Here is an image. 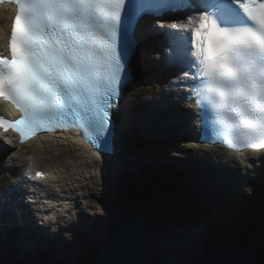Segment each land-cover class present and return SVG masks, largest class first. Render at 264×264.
<instances>
[{
    "label": "snow or ice",
    "instance_id": "6c2138e0",
    "mask_svg": "<svg viewBox=\"0 0 264 264\" xmlns=\"http://www.w3.org/2000/svg\"><path fill=\"white\" fill-rule=\"evenodd\" d=\"M11 56L0 55V116L21 143L40 131L82 130L107 152L114 101L127 90L143 12L192 13L169 29L168 61L192 84L202 124L230 148L264 150V0H14Z\"/></svg>",
    "mask_w": 264,
    "mask_h": 264
},
{
    "label": "bare ground",
    "instance_id": "6f19581e",
    "mask_svg": "<svg viewBox=\"0 0 264 264\" xmlns=\"http://www.w3.org/2000/svg\"><path fill=\"white\" fill-rule=\"evenodd\" d=\"M192 15V13L190 14ZM6 11L4 9H0V35L3 33V31L7 28V20H6ZM184 23H187V17L186 21ZM155 25V24H154ZM152 25L151 28L154 27ZM162 25H170V21L168 19L162 21ZM150 28V29H151ZM142 30V26L140 27V32ZM169 29L165 28L163 30L159 28L154 29L152 31L151 35L156 37H165L164 44L170 45V40L168 38ZM148 33V32H147ZM146 41L148 44L153 46L154 48L158 49L161 48L162 45L159 44V42L156 43V45H153L148 39L146 38ZM144 48V46L141 47V50ZM140 50V51H141ZM171 51V49H170ZM163 49L161 50V54L167 55V59L162 61V65L159 64L157 60H154L151 62V68H158L160 66V72L166 73L169 78H167V81L170 83L177 80V77L182 75L181 68L172 66L168 61V53L170 52ZM135 66L136 73L138 75V78L136 82L134 83V86L137 84L136 87L133 88L130 87L126 90V94L129 93V96H132L134 100H137L136 108H132V111L128 107V109L124 113L118 112L117 116L121 122L124 120L127 123V127L125 125L121 126L120 130H123L124 132L127 129H131L135 131L136 133H140L141 128L142 129H148V127H145L141 124V122L146 119L148 121L151 120V125L157 126L159 129V132L156 129H152V135H159V137L162 136V138L167 139L168 137L172 138H179L176 139V144L174 146V155H177V157H173L170 155L162 156V151L159 150L156 154V157L153 158V163L157 162H163L167 163L168 165H171L175 167L177 170H181V168H186L188 165L196 170L190 172V182L194 181L193 183L199 184L202 176L200 173L203 172L208 173L212 171V167H209L208 172L207 171H200V167L197 165H194L195 167H192L189 162L188 164L183 165L181 164V160H185L186 158L183 156H189L188 153L192 152V154L197 158L195 162H204L208 166H214L217 168H220L225 172V175L227 178H229V175H231V178L233 181V184L238 188V190L241 188V181L239 180H250L252 183L256 182V179H259V177L264 173V167H262L260 162L261 155H255L253 157L255 163L253 160L245 157H237L233 154H225L219 149H196L192 146H188L184 143L186 141H192V138H194L196 135L194 134V126H193V116L192 111L189 107L188 103H184L181 105L178 103H171L170 106H168L169 109H166L163 107L161 98L162 92H163V86L161 82L156 84L155 87H146L143 86L142 83V72L143 70H146V68H142V63L139 60V56L135 59V62L133 64ZM150 73V72H149ZM147 75V74H146ZM182 83V81H179ZM174 83L173 85L169 86V89H172V91L180 92L182 87H178ZM132 83V81L130 82ZM140 86V87H139ZM138 88V89H136ZM136 89V90H134ZM134 90V91H133ZM167 90H165L166 92ZM171 93V92H170ZM170 93H166L164 95H169ZM141 95H155L157 98L155 99H149L148 102V108L150 109V113L147 116H143L142 110H143V104L145 102L144 99H139ZM169 100H172L169 98ZM153 107H155V111H153ZM138 114V116L136 115ZM195 116V115H194ZM158 132V133H157ZM118 154L123 155L124 151L127 150V143L125 139L122 137V133L120 132V135H118ZM76 138L73 135H60L59 137L53 138V139H38L31 142L24 143L23 149H16V145L12 144L13 142H8V144H3L2 140L0 139V158L4 157L6 160L9 159L10 162H6V167L9 172H19V170L23 167L25 164H29L30 160H33L32 165L35 166L37 169H40L39 167L47 168L44 171L48 174L56 173L54 175V184L56 186H59L63 188V191L65 192V195L62 196V199H69L70 204L65 205L64 202L58 207L62 208L63 211H66L67 213L70 212V210L73 209V205L77 206L79 199L82 197L87 196V194L90 197H93L95 199H99V197L102 194V190L105 187L106 190H110L112 188L111 184H106L107 177L110 176L113 169H109L107 172L102 171L100 168L102 163L105 164V158L102 159L101 157H94L91 158V152L89 149H83L80 148L79 144L78 147L76 145ZM12 144V145H11ZM166 143H164L163 150L166 148ZM11 148H15L16 150H11ZM10 151V153H9ZM167 151V150H164ZM186 153V154H185ZM185 154V155H184ZM26 155H30L28 160H25ZM48 158V161H44V158ZM196 159V158H194ZM200 159V160H199ZM206 159V160H205ZM180 161V162H179ZM20 162V163H19ZM182 165V166H181ZM107 166V165H106ZM197 166V167H196ZM147 167V166H146ZM159 167H156V169ZM3 169V164H0V170ZM108 167L106 168V170ZM200 169V170H199ZM152 172H154L151 169ZM155 173V172H154ZM228 174V175H227ZM245 174H248L246 177H242ZM151 176V175H150ZM153 177V176H151ZM158 178L153 177V179H156L157 182L165 183V179L169 180L172 179L173 181H179L178 173H176L173 177H168L166 175H157ZM0 181L3 183H0V190L6 187L8 183L5 181V177L3 173H0ZM238 180H237V179ZM255 180V181H254ZM187 181L184 180V184H189ZM196 187V185H195ZM80 189H85V194L78 192ZM188 189H192L191 185H188ZM242 189V188H241ZM237 190V191H238ZM241 191V190H240ZM241 192H244L242 189ZM50 194L53 197H58V193L50 190ZM84 194V195H83ZM13 196V195H11ZM109 195H104V197ZM99 199V200H105V199ZM166 200H170L169 196H165ZM9 201V200H8ZM13 204H16V201H10ZM81 203V202H80ZM79 203L80 210L77 211L76 218L70 217V225H77L81 227V229H84V223L92 224L94 222V219H103L106 218V215L102 214L98 215L96 217L89 218L85 216L84 210L88 209V207H97V204L93 203V200H88L81 204ZM40 206L39 208H41ZM27 211V207H24ZM100 208V207H99ZM59 209V208H57ZM56 208H51L46 211H51L52 213H55ZM24 211V209H23ZM19 210L15 211V214H17ZM103 212V210H102ZM64 214L57 215L58 218L62 219L64 218ZM26 222H29L26 219ZM58 223L63 224L62 220H52L51 224ZM116 227L118 228V224H116ZM14 229H10L7 231V228H1L0 229V236H3L5 238H11V240L8 241V244L15 245L18 242H26L25 237H23L19 232L16 233ZM41 231L43 228L40 229ZM26 231L29 232V229L26 228ZM148 233L144 236L147 237L151 235L152 231L147 230ZM14 233V234H13ZM31 233H36L34 229L31 230ZM13 234L14 237L11 236ZM35 235V234H34ZM71 239H73L71 236H69ZM145 239V240H146ZM40 242V241H38ZM180 243V241H178ZM260 247H254L253 252L255 253V256L257 258H260L262 263L264 264V252H262ZM184 247H182V250ZM4 250V243L0 240V251ZM169 250L164 249L161 253V257L165 255ZM170 251V250H169ZM214 258V257H213ZM261 263V264H262Z\"/></svg>",
    "mask_w": 264,
    "mask_h": 264
},
{
    "label": "rangeland",
    "instance_id": "374dc122",
    "mask_svg": "<svg viewBox=\"0 0 264 264\" xmlns=\"http://www.w3.org/2000/svg\"><path fill=\"white\" fill-rule=\"evenodd\" d=\"M157 137V135H155V138ZM157 139V138H156ZM169 147H171V149L173 150L174 148L172 147V145L169 143L167 144ZM151 151L152 150V144L149 142L148 145H145L144 149H147V157L149 158L148 154H149V150ZM163 156L164 155H167L166 152H163L162 154ZM146 156L143 157L142 159H140V161H138L137 163L136 162H131V163H127L128 167L130 168L131 171H133L134 173H137L138 171L140 172L141 171V168L144 166H147V167H150L152 166L153 164H149L148 162V158ZM189 161H192L190 158L187 159L186 162H189ZM193 164V162L191 163ZM194 165H197L200 167V171H204V170H207L209 169V167L211 166H208L206 165V163L204 162H197L195 163ZM193 165V167H195ZM196 166V167H197ZM213 169L217 170L219 173L218 176H215V175H212V174H207L204 176V180L199 184L196 185H192V184H189L193 187V192L195 194V196L199 197L198 196V192L201 191L202 193L204 192L205 195H202L201 197L198 198V203H200V201H203L205 199H208V198H211L212 195H214L215 191L216 190H219L218 187L222 186L224 184V177H223V173H221V169H217L216 167H212ZM197 168L193 169V170H196ZM203 174V173H202ZM110 182L111 183H115V181H113V176H111L109 178ZM184 183V182H183ZM208 183H211V189L210 190H206L204 187L205 185H209ZM187 188H188V185H187ZM196 188V189H194ZM241 188H243L244 190V194L246 195H242V192L238 189H236V193L235 191L232 189L231 190V193H232V196H233V199H224V198H221L218 206L222 208V212L219 213L217 216L213 217L211 215V212L212 210L215 209V205H210L209 207V210L206 211V214H207V219L210 220V218H213L212 222L210 223V226H209V231L212 229L213 225L215 223H217L216 225H220L221 223V227H223L226 223H228L229 221L230 222H234L235 220L230 216V215H225L227 214L228 211H233L234 214H241V215H244V207L245 206H251L253 204H259V203H255V202H261L262 203V206H264V173L262 174V176L254 183H251V182H248V183H242V186ZM113 190V195L116 194L115 192V188L112 189ZM191 190V189H189ZM110 190H106V188L104 187L103 190H102V194L101 196L99 197V199H102L104 195H109V196H106L104 197L103 199H105L104 201L103 200H97L93 197H88L87 198V201L88 200H93V202L95 204H97V207H90L89 210H87V214L92 216V215H101V213L99 212L101 209L100 208H104L102 214L106 215V218H103L101 219V221L105 222L108 220V222L110 221L109 224H117L120 222V220L123 219V217H126L125 213L121 210V208L119 207L120 203H119V198H116V199H109L110 198ZM156 193H161L162 194V198L165 199V195H166V192H161L159 190L155 191L153 194H145L147 195L146 197H149V199L151 200V198L156 194ZM159 195V194H158ZM161 196V195H159ZM241 196V197H240ZM232 198V197H231ZM109 199V200H107ZM224 199V200H222ZM232 200H236V203H231ZM242 200V202H240ZM168 207V205H166ZM240 206V207H239ZM100 207V208H99ZM262 207H255V212H259V210L261 209ZM204 226L201 227V228H204L205 227V223L204 221L202 220L201 221ZM94 223V222H93ZM106 224V223H105ZM201 226V225H200ZM188 228H193L194 229V233H197V234H201L199 233L201 231V228L200 230H198L197 227L193 226L191 227V225L189 227H186V228H183V229H188ZM196 228V229H195ZM217 229L218 227H215L214 226V229ZM84 230V229H82ZM105 230V229H104ZM216 231H219V230H216ZM148 231L147 230H143L140 232V234L144 237V239H146V237L144 236L145 234H147ZM66 236H71L73 239L69 238V240L67 242H69V245H66L65 243H61L60 242V245L59 246V251L58 252H54V247H51L50 250L52 251L53 254H55L56 257H58V259H62L63 260V257L67 259V261L70 263L72 262H75V260L77 259V253L76 254H71V253H74V250L76 248V245L78 244V249L82 246H83V251H87L90 247V245L88 244V242H94L96 240L94 239H90L88 237V235H84V238H85V243L84 245L81 246V241H80V238L78 236V230L77 228L76 229H71L70 230V233L66 234ZM81 237V236H80ZM88 237V238H87ZM93 237V236H92ZM103 237H108V236H103ZM151 237V236H150ZM154 237V241L155 243H151V245H155L157 251L160 253V256H161V253L164 249H168L167 250L168 252L163 255L161 257L160 260H156L155 258H157L154 254V258L150 256L149 258V264H175V261L178 259V257H180V254H181V248L184 247L186 244H189L188 242H190L189 240L191 238H193V236H185V234L183 233L182 236H180L179 234L177 233H169V232H164V231H159L157 233H155L153 235ZM200 237V236H199ZM199 240V239H198ZM180 241V243L178 242ZM238 245V243H237ZM202 245L201 244H198L197 245V248H201ZM234 249V247H232ZM18 249H24L23 247H18ZM227 250V249H226ZM7 251H9V249H7ZM68 253H66V252ZM154 253V252H153ZM188 254L192 253L191 251L189 252H186ZM19 255H23L22 253L19 252ZM207 260V259H206ZM6 262V260H4ZM15 261H17L14 257H10V260L9 262H6L7 264L8 263H15ZM222 263H225V262H222Z\"/></svg>",
    "mask_w": 264,
    "mask_h": 264
},
{
    "label": "water",
    "instance_id": "95a60500",
    "mask_svg": "<svg viewBox=\"0 0 264 264\" xmlns=\"http://www.w3.org/2000/svg\"><path fill=\"white\" fill-rule=\"evenodd\" d=\"M139 217L136 212L132 211L123 222L119 236H116L119 238L118 242L109 239L100 246V264H144L142 262L144 247L137 235V232L144 226V222H141ZM255 246L253 239L244 233L240 242H231L228 247L220 248L221 254L218 260H212V251L215 249H210L212 252L210 259L197 257L190 264H261V259L257 258L253 252Z\"/></svg>",
    "mask_w": 264,
    "mask_h": 264
},
{
    "label": "trees",
    "instance_id": "16d2710c",
    "mask_svg": "<svg viewBox=\"0 0 264 264\" xmlns=\"http://www.w3.org/2000/svg\"><path fill=\"white\" fill-rule=\"evenodd\" d=\"M133 188H137V184L133 185ZM155 213H158V210H154ZM255 214V212H254ZM185 215L188 217H192V215L188 212H185ZM264 209L261 212V215L258 217H249L248 223H246L248 226L245 225V222L242 220H235L233 223L229 224L230 229H233L232 231H228L225 233V230L221 231L220 233L215 232L212 234L211 240L209 241L212 245L221 246L222 248L228 247L230 243L234 239V234L237 233L238 236L240 234H243L246 230L250 231L253 236H256V239L259 240V243H261L264 246ZM184 222L186 219H183ZM120 227V226H119ZM234 242V241H233ZM99 246H95L90 248V250L84 252L85 255L81 259V262L79 264H100V255L101 251L98 249ZM45 264H56L52 262H47Z\"/></svg>",
    "mask_w": 264,
    "mask_h": 264
}]
</instances>
